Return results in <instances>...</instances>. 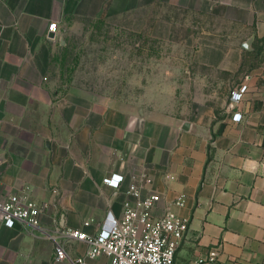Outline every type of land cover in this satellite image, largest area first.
Instances as JSON below:
<instances>
[{"label": "crops", "instance_id": "1", "mask_svg": "<svg viewBox=\"0 0 264 264\" xmlns=\"http://www.w3.org/2000/svg\"><path fill=\"white\" fill-rule=\"evenodd\" d=\"M153 3L228 26L227 48L199 53L213 65L220 105L198 96L180 112L144 116L51 80L67 21ZM113 174L124 177L118 188L105 183ZM132 184L161 194L156 215L171 205L190 221L177 264L212 252L220 264H264V0H0V199L27 194L47 205L37 228L0 222V264H74L86 243H66L69 258L58 259L44 231L97 233L134 200ZM180 196L184 205L172 204Z\"/></svg>", "mask_w": 264, "mask_h": 264}, {"label": "rangeland", "instance_id": "2", "mask_svg": "<svg viewBox=\"0 0 264 264\" xmlns=\"http://www.w3.org/2000/svg\"><path fill=\"white\" fill-rule=\"evenodd\" d=\"M227 29L210 16L161 3L76 16L61 28L66 45L53 51L50 78L144 116L180 112L198 96L220 105L213 65L199 53L227 48Z\"/></svg>", "mask_w": 264, "mask_h": 264}, {"label": "built area", "instance_id": "3", "mask_svg": "<svg viewBox=\"0 0 264 264\" xmlns=\"http://www.w3.org/2000/svg\"><path fill=\"white\" fill-rule=\"evenodd\" d=\"M51 32L58 30L57 22H51ZM243 90L233 91L234 101L242 99ZM242 114L233 115L240 121ZM122 175L113 174L105 178V183L118 188L123 180ZM129 193L134 200H127L120 217L114 215L104 223L99 231L90 234L74 227H55L52 231H44L56 249L58 259L69 258L65 245L71 241L84 242L87 245L85 255L72 259L74 264H90L89 258L107 256L109 264H177V254L183 239L190 227V221L176 213L171 205H167L161 215L154 210L158 207L162 196L157 192L142 194L141 188L132 184ZM185 197L180 196L172 204L184 205ZM47 208L27 194L8 193L0 199V222L12 227L17 222L39 227L41 215ZM91 221H85L89 225ZM190 264H220L217 253L197 256Z\"/></svg>", "mask_w": 264, "mask_h": 264}, {"label": "water", "instance_id": "4", "mask_svg": "<svg viewBox=\"0 0 264 264\" xmlns=\"http://www.w3.org/2000/svg\"><path fill=\"white\" fill-rule=\"evenodd\" d=\"M49 35H50V37H55V33L54 32H50Z\"/></svg>", "mask_w": 264, "mask_h": 264}]
</instances>
